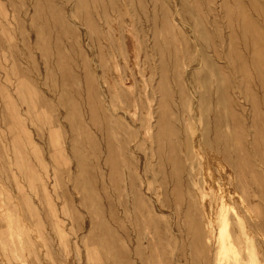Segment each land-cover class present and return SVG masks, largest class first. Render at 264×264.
I'll return each mask as SVG.
<instances>
[{"label": "rangeland", "instance_id": "rangeland-1", "mask_svg": "<svg viewBox=\"0 0 264 264\" xmlns=\"http://www.w3.org/2000/svg\"><path fill=\"white\" fill-rule=\"evenodd\" d=\"M241 19L264 34V0H0V264H215L229 233L264 240V39L240 70Z\"/></svg>", "mask_w": 264, "mask_h": 264}, {"label": "bare ground", "instance_id": "bare-ground-1", "mask_svg": "<svg viewBox=\"0 0 264 264\" xmlns=\"http://www.w3.org/2000/svg\"><path fill=\"white\" fill-rule=\"evenodd\" d=\"M171 14H173V13H171ZM175 22L177 24H182L181 23L182 21L179 20L178 18H175ZM239 29H240L239 30L240 49H239V55H238V57H239V60H240L239 61V68H240V70H243L245 68V64H249L250 65V68H252L253 71H255L256 69H259L260 70L261 63L259 62V56H260L261 53L260 54L258 53V46L256 45V43H258L259 41H262L264 39V36H263L264 34L259 29H257L255 23H253L252 21H246L245 19L244 20L241 19L240 24H239ZM158 34H160V33H158ZM190 36L192 38V35H190ZM209 37H210V35H209ZM193 41H194V39H193ZM87 42H88V38H87ZM87 42H86V44H87ZM88 45L89 44H87V47H89ZM132 46H133V44L131 42H129V47H132ZM195 46H197L196 43H195ZM128 49H126V50L128 51ZM131 55H132V53H131ZM199 59H201V58H199ZM189 62H190V66H191V60H189ZM93 64H97V62H95ZM98 69H97V71H98ZM135 69H136V67H135ZM256 73H258V72L256 71ZM175 74H177V73H175ZM256 76H257L256 74L253 75V77H255V79L258 80L256 78ZM179 77H180V75H179ZM257 77L260 78V82L263 83L262 85H264V71H261L260 70V73H258V76ZM191 78L192 77L189 76V79L190 80H191ZM138 79H139V77H138ZM187 82L188 81H186V83ZM245 83L246 82L244 81V77H240V79H238V82H237L236 91L238 92V94H237V101H238L237 102V105L240 108V110H242L243 115H244V117L246 119V118L250 117V115H249L250 108H252V110H253L254 106H253V104L251 106L250 102L247 100L249 98V96H250L249 95L250 92H252L251 89H250L251 88L250 87L251 83H250L249 87H248V84L245 85ZM161 84H164V86L166 85V83H165L164 80H162V81L159 82L160 88H161ZM187 85H188V83H187ZM165 90H166L165 91V94L167 96L169 94V97H170V92L171 91L169 89H166V88H165ZM174 93H175V91H174ZM190 94L193 95V93H190ZM167 96L165 97L166 100H168L167 99ZM195 100H196V98H195ZM246 100L249 103V107L247 106ZM159 105H160L159 106L160 108H158V110H157V113L159 114V116H158V119L154 123V126H153L155 128H159L160 125H163L164 126L167 123L168 119H169V115L168 114L170 112L167 109V103L166 102H160ZM148 106L150 107L149 110H148L149 111V114L148 115L151 117L152 114L155 112V109L153 107H151L150 105H148ZM194 108H195V105H194ZM194 112H195V110H194ZM59 121H60V119H59ZM152 123L146 121L145 124H144V126H147V125L148 126H151ZM144 126H143V123H139V124H137V127L136 128H138L139 131H140V133L143 134L144 133V130H145L144 129ZM252 126L254 128L256 127L255 121H253ZM214 127H213L214 128V135H212V139H210L208 136L203 137L202 138V144L201 145L203 146V143H204L207 146L206 151L208 152V155L206 157L207 160L205 161V163L207 165L208 164L211 165L212 167H214L216 165L217 166V169H218V170H216V173H220L221 175H223L222 169H221V162H224V161L225 162H229L230 161V158L231 157L229 156V153H230L231 146H230V142H225V140L223 139V137L221 135H219V133H220L219 132V127L217 125H214ZM231 151H232V149H231ZM153 152L156 153V154H158L159 153V148L156 149V150H152V153ZM204 156H205V154H204ZM231 156H233L232 153H231ZM235 156H236V153H235ZM187 158H189V156ZM174 167L175 168L182 169V166H180V164H175ZM169 173H170L168 175L169 177H176V175L174 173H172V174H171V172H169ZM224 178H225V176H224ZM176 180H177V177H176ZM180 182L182 183V179L180 180ZM220 182H221L222 185L223 184L226 185V181H223V177L222 176L220 177ZM183 183L185 184L184 180H183ZM227 183H228V186H235V187L239 186V182H236V178L235 179L232 178V179L227 180ZM220 190L222 191L223 188H220ZM216 196H215V198H216ZM216 204H217L218 215H219V217H217V219L220 220V221H223V223L225 225H228V221H229L228 213H229V209L231 207L230 202L226 199L225 195L220 192L219 193V196H218V203H216ZM236 215H237L238 219L240 220V217L238 216V214H236ZM210 220L211 219H209V221ZM213 222H210V225ZM254 225L256 226L257 229H261L262 228L263 223H262V220L260 219L259 215H258V217H256V221H255ZM230 236L231 235L229 233L228 234L229 239H228V242L227 243L221 244L220 252L217 253L216 254V257H215V264H224V261L226 262L225 264H264V240L258 239V243H257L258 245H254L253 247H248L247 252H246V250H243V247L241 246V244H243L244 242L240 240V236L239 237L237 236V237H234V238H231ZM207 237H208L209 240L212 239V234L210 233V230L207 231ZM247 239L252 240V236L249 234L248 237H247ZM225 247L226 248L227 247L229 248L227 260H224L223 259V255H222V248H225Z\"/></svg>", "mask_w": 264, "mask_h": 264}, {"label": "crops", "instance_id": "crops-1", "mask_svg": "<svg viewBox=\"0 0 264 264\" xmlns=\"http://www.w3.org/2000/svg\"><path fill=\"white\" fill-rule=\"evenodd\" d=\"M5 239H6V235L4 233V230H2V231L0 230V245L2 244V242H3V244L6 245V242L4 241ZM8 243H9V241H8ZM0 250H1V248H0Z\"/></svg>", "mask_w": 264, "mask_h": 264}]
</instances>
